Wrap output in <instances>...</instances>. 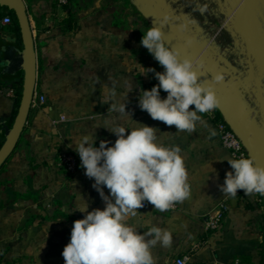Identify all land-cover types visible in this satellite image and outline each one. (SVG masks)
I'll list each match as a JSON object with an SVG mask.
<instances>
[{
  "label": "crops",
  "instance_id": "obj_1",
  "mask_svg": "<svg viewBox=\"0 0 264 264\" xmlns=\"http://www.w3.org/2000/svg\"><path fill=\"white\" fill-rule=\"evenodd\" d=\"M167 1L176 12L182 10L197 38L209 40L232 65L234 75L247 81L249 92L255 89L248 101L254 100L255 115L263 124L264 61L241 31L235 32L231 23L223 25L226 5L218 0ZM24 2L35 45L34 95H44L46 101L31 104L21 137L0 170V264H64L62 252L70 241L73 222L84 218V213L76 211L80 195L89 211L105 207L92 187L94 179L80 166L73 141L94 132L96 147L101 140L112 146L117 137L100 126L131 124L132 118L158 128L159 142L165 146H179L188 170L190 195L176 209L161 212L145 202L129 221L141 232L152 225L171 232L170 247L152 249L156 264H173L184 254L190 256L185 264H229L234 260L264 264V203L243 191L235 198L221 193L220 185L232 170L227 159L232 157L221 145L214 121L202 114L204 124L198 123L190 134L180 133L175 126L151 119L138 106L141 90L158 84L154 74H141L138 62L158 72L163 68L140 44L152 23L134 1L69 0L64 8L56 7V0ZM248 2L255 10L258 35L264 38V0ZM205 3L208 11L201 14L199 6ZM11 12L0 5V41H5L4 36L16 37L11 24H2ZM71 13L74 22L67 28L62 19ZM20 81L19 76L0 71V87L18 86ZM105 85L115 87V102L127 103L132 117L111 112L110 103H102ZM16 109L14 97L0 92V143L1 124L11 121ZM60 148L78 156L74 174L56 165ZM104 192L109 195L106 187ZM223 201L227 211L220 227L205 232L206 216Z\"/></svg>",
  "mask_w": 264,
  "mask_h": 264
},
{
  "label": "clouds",
  "instance_id": "obj_2",
  "mask_svg": "<svg viewBox=\"0 0 264 264\" xmlns=\"http://www.w3.org/2000/svg\"><path fill=\"white\" fill-rule=\"evenodd\" d=\"M199 11L206 13L208 5H200ZM172 20V14L166 13L159 25L152 24L141 38L140 44L163 71L145 68L138 62L142 75L152 73L158 81L150 90H141L138 106L151 119L175 126L176 132L190 134L198 123H205L202 114L220 107L214 83H221L226 77L225 73L218 72L212 77L213 83L201 81L206 68L202 57H181L180 50L165 40L163 27ZM177 27L184 32L188 25L181 23ZM191 43V39L186 41L188 45ZM161 90L167 93L166 98L161 97ZM102 95V103H110L111 112L130 114L127 103L115 102L114 86L105 85ZM100 127L117 137L112 146L109 141L101 140L96 147L94 132L80 136L73 143L80 166L89 179H94L92 187L105 207L89 211L88 202L80 195L76 211L84 213V218L73 222L70 241L62 252L64 264H156L152 249L157 245L170 247L171 232L156 225L141 232L129 221L137 216V210L145 207V202L164 212L189 197L188 170L181 148L160 143L158 128L133 118L131 124L125 121ZM227 162L232 170L220 185L222 194L235 198L243 191L247 195L264 196V167L244 155ZM105 187L109 195H105Z\"/></svg>",
  "mask_w": 264,
  "mask_h": 264
},
{
  "label": "water",
  "instance_id": "obj_3",
  "mask_svg": "<svg viewBox=\"0 0 264 264\" xmlns=\"http://www.w3.org/2000/svg\"><path fill=\"white\" fill-rule=\"evenodd\" d=\"M133 1L152 24L159 25V21L166 13L172 14L173 20L163 27L165 40L171 47L180 50L181 57L191 59L202 57L206 68L201 75V81L213 83L212 77L216 73H225L226 78L223 82L214 83L220 100V107L217 110L240 137L249 156L257 165L264 167V123L261 124L255 115L252 106L254 100L248 101L250 94L255 93V89L249 92L247 81H240L234 75L232 65L211 47L209 40L197 38L182 10L176 12L167 0ZM218 1L221 5H226L227 15L223 25L231 23L235 32L241 31L264 61V38L258 35L255 10L249 7L248 0ZM0 5L13 11L20 27L19 36H4L2 40L5 41H0V71L7 76H19L21 80V95L16 113L11 121L1 124L3 134V141L0 143L1 168L15 149L26 125L36 84L37 64L33 33L24 0H0ZM181 23L188 25L184 32L178 30L177 26ZM188 39L192 40L191 45L186 44ZM262 110L264 113V105Z\"/></svg>",
  "mask_w": 264,
  "mask_h": 264
},
{
  "label": "built area",
  "instance_id": "obj_4",
  "mask_svg": "<svg viewBox=\"0 0 264 264\" xmlns=\"http://www.w3.org/2000/svg\"><path fill=\"white\" fill-rule=\"evenodd\" d=\"M69 0H56V7L63 8V6L67 5ZM233 16V15H232ZM231 16V17H232ZM11 18L6 15L2 19V24H10ZM0 92L5 93L7 96L15 97V89L13 87H0ZM167 93L163 92L161 94L162 98H166ZM46 98L44 95H33L32 105L39 106L44 104ZM217 110V109H216ZM216 110L206 113L214 121V126L217 131L219 140L223 148L230 154L232 158H239L241 155L248 157V151L244 146L242 140L237 135V133L228 125L227 121L223 117H216ZM78 156L68 149L60 148L57 153L56 165L62 169H64L69 174H74L78 169ZM239 192L237 193V195ZM257 201L260 203H264V196L259 194H254ZM146 206V203H145ZM177 208V204L171 207L168 210H173ZM227 211V206L223 201L220 203L213 211H211L206 216V221L204 224L205 232H210L217 230L222 222L223 214ZM189 255L184 254L175 259L173 264H185L189 260ZM212 264H226L220 262H213ZM229 264H239L238 260H234Z\"/></svg>",
  "mask_w": 264,
  "mask_h": 264
},
{
  "label": "trees",
  "instance_id": "obj_5",
  "mask_svg": "<svg viewBox=\"0 0 264 264\" xmlns=\"http://www.w3.org/2000/svg\"><path fill=\"white\" fill-rule=\"evenodd\" d=\"M65 6H63V8ZM10 18H11V23H10L11 24V26H10L11 27V30H13L16 33V36H19L20 35V27H19V24H18V22H17V20H16L15 15H14L13 12H11ZM33 20L35 21L36 18L33 17ZM73 22H74V17L72 15V13L69 14V15H67V17H65V18L62 19V23L67 28H71ZM13 88L15 89L14 103H15V106L18 107L19 100H20V95H21V81L18 84V86H13ZM216 117H222V115L220 114V112L218 110H216ZM1 169H2V167L0 168V170Z\"/></svg>",
  "mask_w": 264,
  "mask_h": 264
}]
</instances>
